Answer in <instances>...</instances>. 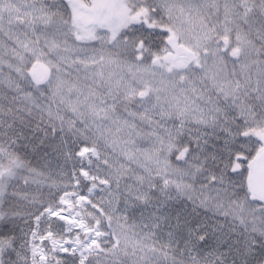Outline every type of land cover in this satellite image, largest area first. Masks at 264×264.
I'll return each instance as SVG.
<instances>
[{
	"label": "snow or ice",
	"instance_id": "snow-or-ice-1",
	"mask_svg": "<svg viewBox=\"0 0 264 264\" xmlns=\"http://www.w3.org/2000/svg\"><path fill=\"white\" fill-rule=\"evenodd\" d=\"M0 264H264V0H0Z\"/></svg>",
	"mask_w": 264,
	"mask_h": 264
},
{
	"label": "rangeland",
	"instance_id": "rangeland-1",
	"mask_svg": "<svg viewBox=\"0 0 264 264\" xmlns=\"http://www.w3.org/2000/svg\"><path fill=\"white\" fill-rule=\"evenodd\" d=\"M85 193H86V190H85ZM85 193H82V194H85Z\"/></svg>",
	"mask_w": 264,
	"mask_h": 264
},
{
	"label": "bare ground",
	"instance_id": "bare-ground-1",
	"mask_svg": "<svg viewBox=\"0 0 264 264\" xmlns=\"http://www.w3.org/2000/svg\"><path fill=\"white\" fill-rule=\"evenodd\" d=\"M86 194V193H85Z\"/></svg>",
	"mask_w": 264,
	"mask_h": 264
}]
</instances>
